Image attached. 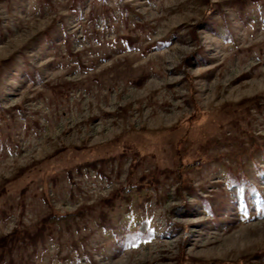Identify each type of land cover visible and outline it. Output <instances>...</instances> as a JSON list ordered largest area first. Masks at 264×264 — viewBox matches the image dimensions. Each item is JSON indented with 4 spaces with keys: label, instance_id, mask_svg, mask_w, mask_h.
Wrapping results in <instances>:
<instances>
[{
    "label": "rangeland",
    "instance_id": "1",
    "mask_svg": "<svg viewBox=\"0 0 264 264\" xmlns=\"http://www.w3.org/2000/svg\"><path fill=\"white\" fill-rule=\"evenodd\" d=\"M238 183L264 191V0H0V264H264Z\"/></svg>",
    "mask_w": 264,
    "mask_h": 264
},
{
    "label": "trees",
    "instance_id": "2",
    "mask_svg": "<svg viewBox=\"0 0 264 264\" xmlns=\"http://www.w3.org/2000/svg\"><path fill=\"white\" fill-rule=\"evenodd\" d=\"M210 12H213L212 7L208 8V13ZM199 165L200 163L197 162L194 165H190V166L197 167ZM133 188H137V187H133ZM130 191H132V189L130 188L125 190L126 193ZM231 193L233 195L234 201L238 203V205L241 207L244 213L248 214V212L250 211L252 207H257L258 209L257 211H259L260 214H264V191L258 190V189L250 190L248 185L244 183H238L233 186ZM250 195L251 197H248ZM179 208H183V207H179ZM73 216L74 215H56V216L51 217L49 221L54 222V223H60V222L70 219ZM247 258L243 259L241 261V264H246V261L248 260ZM194 264H224V263L220 261L211 260V261H206V262H197ZM237 264H240V262H238Z\"/></svg>",
    "mask_w": 264,
    "mask_h": 264
}]
</instances>
